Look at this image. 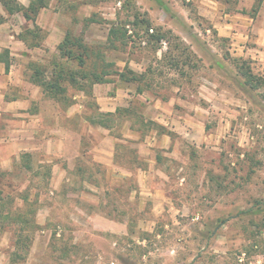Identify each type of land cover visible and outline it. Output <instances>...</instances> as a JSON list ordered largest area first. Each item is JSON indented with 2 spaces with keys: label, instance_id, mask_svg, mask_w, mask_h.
I'll return each instance as SVG.
<instances>
[{
  "label": "rangeland",
  "instance_id": "obj_1",
  "mask_svg": "<svg viewBox=\"0 0 264 264\" xmlns=\"http://www.w3.org/2000/svg\"><path fill=\"white\" fill-rule=\"evenodd\" d=\"M53 2L94 63L144 73L143 92L112 75L75 98L71 117L50 100L46 112L59 118H46L36 136L47 148L30 153L34 173L51 170L48 185L20 156L0 170V215L22 210L23 194L36 210L30 253L17 264H264V86L246 85L240 70L264 80V52L236 55L192 0ZM116 27L125 35L109 45ZM55 53L37 63L48 68ZM117 108L131 118L110 130L90 121ZM112 143L125 146L113 166L97 163L99 146ZM15 224L0 219V264L14 251Z\"/></svg>",
  "mask_w": 264,
  "mask_h": 264
},
{
  "label": "crops",
  "instance_id": "obj_2",
  "mask_svg": "<svg viewBox=\"0 0 264 264\" xmlns=\"http://www.w3.org/2000/svg\"><path fill=\"white\" fill-rule=\"evenodd\" d=\"M54 0H50L46 8L40 9L36 26L46 33L41 49H28L18 37L28 24L21 13L7 16L0 3V16L6 18L0 24V170L9 168L15 158L23 153H32L35 149L47 148V141L37 139L39 132L45 127L43 122L47 117H58L46 112L53 102L44 99L40 88L29 81V61L43 62L47 54L56 51L64 38L69 24L61 22V15L55 13ZM198 9V14L216 31L218 37L231 42L236 55L256 56L264 52V0L258 12L252 16L257 0H192ZM27 7L28 0H17ZM245 12V13H244ZM43 52L42 56L39 55ZM49 52V53H47ZM259 57V56H258ZM93 88V95H94ZM69 95L73 104L60 117H71L75 109L80 108L75 98L83 97V93L72 92ZM79 99V98H78ZM58 106V105H57ZM58 110V109H57ZM70 110V111H69ZM111 113V112H110ZM45 131V130H44ZM55 140V139H52ZM58 142V141H57ZM105 143V142H104ZM46 145V146H45ZM39 146V147H38ZM97 151L94 160L99 164L113 166L115 146ZM37 147V148H36ZM97 148V147H96ZM70 169L74 162L67 153H62ZM141 172V169H136ZM145 182L136 180L137 187H143ZM151 185H153L151 183ZM154 186V185H153Z\"/></svg>",
  "mask_w": 264,
  "mask_h": 264
},
{
  "label": "trees",
  "instance_id": "obj_3",
  "mask_svg": "<svg viewBox=\"0 0 264 264\" xmlns=\"http://www.w3.org/2000/svg\"><path fill=\"white\" fill-rule=\"evenodd\" d=\"M29 4L27 7L20 5L17 0H0L2 7L5 10L7 16H12L14 14L21 13L25 21L32 27H26L20 34L19 39L25 43L28 49H41L43 47V42L46 37V33L36 26V18L40 9L46 8L50 0H28ZM183 5L188 0H177ZM262 1L257 0L252 11L249 13L254 16L260 6ZM245 13V12H244ZM6 18L0 16V24L4 23ZM125 33L122 28H111L107 36V43L113 45L114 41L122 39ZM161 37L157 38V41ZM223 41H228L222 38ZM94 49L89 47L84 42L83 33L76 36L71 30L65 32L64 38L61 43L58 44L56 48V53L53 55L51 60L48 62L49 67L38 64L37 62H30L28 64V69L30 71L29 81L38 86L42 92L43 98L48 100H53L55 102L64 104L65 108H69L73 104L72 98L69 96V92L83 93L87 98L93 96V87L100 84H111L112 80L109 78L112 75H116L118 80L123 83H136L138 85L137 92L142 93L143 89L139 87L145 74H137L131 70H126L125 73L121 72H110L109 68L113 67V64H102L99 66L92 58L98 60L97 54H95ZM234 62L240 64V61L235 60ZM241 65V64H240ZM242 70V76L245 79V84L257 88L261 85L264 86V80H255L250 71L245 68L240 67ZM255 81V84H253ZM131 110L129 108L122 109L117 108L114 114H104L99 113L101 120L90 121L94 122L96 125L110 130L109 122L114 120L116 117L118 119H130ZM104 118V120H103ZM108 122V123H107ZM142 127L147 125V122L140 120L139 118L135 120L134 124H140ZM151 125L161 129V133L166 135L164 128L162 126H157L155 123L151 122ZM148 130V129H147ZM143 134V133H142ZM169 135V134H168ZM120 147L125 146H115L114 157L117 158V150ZM127 148V146H126ZM115 161V160H114ZM20 166L25 172H33L32 158L29 153H23L20 155ZM51 170L46 167L43 173L35 172L34 177H42L45 182H40L43 186L48 185V178L50 177ZM41 174V175H40ZM23 202L22 210H13L10 208L6 213L0 215V219L5 221V223L15 226L18 223L19 227L14 229L15 240L13 242L14 251L10 255L9 264H17L26 260L28 254L30 253V248L32 241L34 239L37 227L33 222V216H35V208L33 203L29 201V197L26 195L21 196Z\"/></svg>",
  "mask_w": 264,
  "mask_h": 264
}]
</instances>
